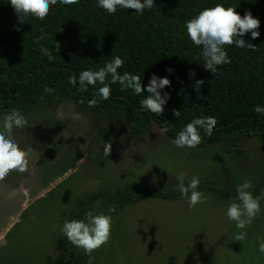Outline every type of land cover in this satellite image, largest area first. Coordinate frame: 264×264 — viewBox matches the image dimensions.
Segmentation results:
<instances>
[{"label":"rangeland","instance_id":"rangeland-1","mask_svg":"<svg viewBox=\"0 0 264 264\" xmlns=\"http://www.w3.org/2000/svg\"><path fill=\"white\" fill-rule=\"evenodd\" d=\"M30 126L17 138L27 153L28 171L12 172L0 181V264H57L59 228L79 199L128 183H157L170 198L154 197L111 212L101 206L93 214L111 215V236L87 264H264L258 241L264 239V138L246 137L236 150L221 144L177 148L152 123L147 141L107 143L70 98L57 106L47 100L24 114ZM79 117L78 119L76 117ZM108 142V143H109ZM135 146V147H134ZM199 180L205 202L189 208L177 188ZM251 181L261 211L252 224L237 229L226 216L238 185ZM244 231L246 239L236 241Z\"/></svg>","mask_w":264,"mask_h":264},{"label":"trees","instance_id":"trees-1","mask_svg":"<svg viewBox=\"0 0 264 264\" xmlns=\"http://www.w3.org/2000/svg\"><path fill=\"white\" fill-rule=\"evenodd\" d=\"M143 2V0H142ZM151 10L140 15L133 9L117 8L109 15L97 6V0H79L75 5L52 6L44 20L30 18L19 31L17 18L9 0H0V115L12 108L26 114L43 100L57 106L66 98L89 114L98 133L107 139L125 135L124 142L137 144L147 141L152 123L172 141L192 119L212 116L217 125L211 137L200 130L202 142L197 147L221 144L233 152L246 137L264 138V115L254 108L264 107V0H154ZM222 4L232 7L243 17L250 11L260 21V36L251 33L243 39L254 44L256 51L226 46L230 64L220 66L215 75L203 67L201 49L186 34L185 23L205 8ZM45 39L37 42V37ZM56 43L59 49H56ZM41 48L51 50L49 61ZM115 56L124 60L120 73L128 72L141 78L145 91L136 95L132 90L121 91L111 84L108 100H100L89 108L88 101L102 85L79 91L68 82L70 75L84 70H98ZM171 68L169 73L166 69ZM196 73L189 78V71ZM167 77L170 99L164 113L156 116L146 112L140 101L148 95L146 87L151 76ZM204 85L195 90V80ZM45 87L53 89L46 93ZM173 109L181 111L175 118ZM136 146V145H135ZM134 146V147H135ZM225 197H234L222 193ZM170 198L159 184L132 182L116 191L103 190L78 200L68 220H81L86 213L104 206L117 212L122 206L147 198ZM99 202V203H98ZM57 264H87V257L61 234L57 240Z\"/></svg>","mask_w":264,"mask_h":264},{"label":"clouds","instance_id":"clouds-1","mask_svg":"<svg viewBox=\"0 0 264 264\" xmlns=\"http://www.w3.org/2000/svg\"><path fill=\"white\" fill-rule=\"evenodd\" d=\"M14 14L17 18L15 30L27 23L30 18L44 20L52 6L57 5H75L79 0H9ZM154 0H97V6L103 9L107 14H115L117 8L133 9L135 13L142 15L145 10H151L154 6ZM260 21L254 18L250 11H247L243 17L232 7L225 8L222 4H217L211 8H205L195 17L185 23L186 34L191 42L201 49V58L203 67L206 71L215 75L218 68L231 63L226 52V46L237 48H247L250 51H256L257 47L247 42L243 37L251 33L253 40L260 36L258 31ZM45 39L44 35L36 38ZM59 44L56 43L58 51ZM43 55L47 56L49 61L53 59L51 50L41 48ZM124 65V60L120 56H115L98 70H84L78 76L70 75L68 82L76 87L79 84V91H88L89 86L96 87L102 85L96 91L95 98L88 101L89 108L97 106L100 100H108L111 93V84H119L121 91L132 90L136 95H142L145 88L142 86L141 78L128 72L120 73ZM169 73L173 69H166ZM189 78L193 79L196 75L194 71H189ZM204 80H195L193 87L199 90ZM171 87V81L167 77H158L153 74L146 87L148 93L140 101L141 107L156 116L164 113V106L170 99V94L161 90ZM46 93H52L53 89L45 87ZM254 111L264 115V107L257 105ZM175 118L181 116V111L173 109ZM79 118L78 116L76 117ZM217 125L216 118L212 116L198 117L187 123L175 136L173 141L177 148H195L202 142L200 130L211 137L213 130ZM30 126L28 119L19 109L12 108L6 113L0 115V181H4L12 172L25 173L28 171L27 153L21 147V142L17 138ZM167 127L162 128L163 133H167ZM111 143H105L103 154L107 158L111 155ZM177 188L183 198L188 201L189 208H195L198 204L205 202L203 193L198 191L199 180L196 178L185 185L184 174H178ZM254 185L251 181L245 180L238 185L236 199L227 206L226 216L229 221L235 222L237 229H245L250 226L253 220L261 211L260 200L262 197H254L251 191ZM99 203V202H98ZM112 217L111 215L97 214L89 211L86 218L81 220H65L59 228L62 236L73 246L81 248L91 256L94 251L107 244L111 236ZM247 233L240 231L235 235L236 241L246 239ZM258 252L264 255V239L258 241Z\"/></svg>","mask_w":264,"mask_h":264}]
</instances>
